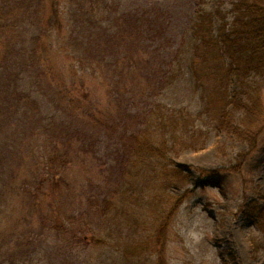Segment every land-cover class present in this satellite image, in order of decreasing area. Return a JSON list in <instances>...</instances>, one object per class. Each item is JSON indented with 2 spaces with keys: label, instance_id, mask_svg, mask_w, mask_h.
<instances>
[{
  "label": "rangeland",
  "instance_id": "374dc122",
  "mask_svg": "<svg viewBox=\"0 0 264 264\" xmlns=\"http://www.w3.org/2000/svg\"><path fill=\"white\" fill-rule=\"evenodd\" d=\"M114 1L118 9L152 1L168 12L170 27L159 44L149 42L148 51L156 49L159 73L171 78L156 90L142 80L134 100L129 101L133 93H126L118 107L103 76L106 58L102 68L85 70L77 56L90 54L70 50L53 30L41 34L44 41L35 46L32 39L40 33L30 24L33 17L13 16L9 32L18 36L9 59L0 63L10 73L0 80L9 84L0 85V98L13 99L0 100V264H264V231L239 211L264 192V132L238 171H232L227 169L236 166L247 146L211 130L203 149L168 153L191 173L183 190L173 185L163 191L158 178L147 189L148 205L138 204L141 190L121 203L118 196L128 184L111 167L110 144L132 130L127 126L122 131L116 108H132L134 115L158 102L197 114L204 103L189 67L193 0ZM102 22L107 25L110 19ZM81 32L75 31L74 38ZM30 49L40 51L50 67L38 61L34 65ZM67 87L78 103L61 95ZM27 94L37 103L33 107L30 100L24 105ZM94 112L101 116L100 125L89 123ZM232 116L237 123L242 111L234 110ZM109 124L118 130L110 131ZM203 170L219 171L211 175ZM141 179L132 173L129 181L135 185ZM185 189L178 209L166 220ZM32 192L41 207L33 206ZM39 210L49 217L42 228ZM30 229L39 233L36 240H29Z\"/></svg>",
  "mask_w": 264,
  "mask_h": 264
},
{
  "label": "trees",
  "instance_id": "16d2710c",
  "mask_svg": "<svg viewBox=\"0 0 264 264\" xmlns=\"http://www.w3.org/2000/svg\"><path fill=\"white\" fill-rule=\"evenodd\" d=\"M193 2L194 19L190 27L193 44L189 67L193 85L203 100V109L192 114L185 109H173L157 102L132 115V108L124 107L120 111L115 107L122 118V131L127 126L132 130L128 136L119 134L110 144L111 149L113 147L111 167L128 184L118 196L121 203H126L129 197L133 198L136 190H141L138 204H143V207L148 205L147 189L158 178L163 191L173 185L177 190H183L191 173L184 165L170 160L168 153L203 149L211 130L225 133L247 146L239 153L236 166L227 169L232 171H238L264 132V0ZM118 5L114 0H0V63L7 62L12 54L10 47L15 44L12 40L18 36L17 33L12 36L9 32L16 19L14 14L24 16L30 13L33 17L30 24H34L40 33L32 39L35 46L44 41L40 40L41 36L53 30L59 33L57 37L70 50L90 54L92 59L77 56V61L84 65L85 70L89 66L93 71L102 68L100 62L106 58L103 76L110 86L111 101L117 107L123 103L121 99L126 93H133L129 101L134 100L142 80H146V87L150 86L151 90L159 89L171 76L162 71L159 73L162 68L153 55L156 49L148 51V47L151 42L159 44L168 36V12L155 6L152 1L145 6L122 9H118ZM105 18L110 19L107 25L102 22ZM90 27L93 29L91 32ZM78 29L84 33L81 41L77 39L82 32L77 39L74 38V32ZM62 32L63 35L60 34ZM2 37L7 41H3ZM40 51H46L44 46ZM40 51L30 49V60L34 65L38 61L48 66L46 57ZM6 68L0 66V80L9 78L10 73ZM50 75H53L51 69ZM7 82L3 81L0 85L7 86ZM61 95L71 104H74L73 101L78 103L71 96L70 87ZM3 99L10 103L13 100L0 98ZM18 100L22 101L19 97ZM29 100L30 107L37 104L27 94L24 105ZM91 102L93 109L97 105L93 100ZM234 110L242 111L237 123L232 116ZM92 115L89 123L100 125L101 116H95V112ZM113 126L116 125L109 124L107 128L110 131L118 130ZM218 171L204 173L213 175ZM132 173L140 174L144 181L137 180L134 185L133 181H129ZM141 182L142 186L136 187ZM187 192L185 189L181 193L166 220L178 209ZM30 198L33 206L41 207L34 192ZM239 209L240 212H247L251 221L264 231V192L257 193L256 201L243 203ZM38 214L42 228L49 217L43 210H39ZM28 235L29 240H36L39 233L30 229Z\"/></svg>",
  "mask_w": 264,
  "mask_h": 264
}]
</instances>
